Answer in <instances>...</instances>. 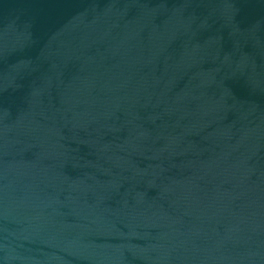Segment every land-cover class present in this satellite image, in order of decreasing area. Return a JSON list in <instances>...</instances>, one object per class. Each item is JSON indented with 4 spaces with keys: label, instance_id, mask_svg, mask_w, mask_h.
Segmentation results:
<instances>
[{
    "label": "water",
    "instance_id": "obj_1",
    "mask_svg": "<svg viewBox=\"0 0 264 264\" xmlns=\"http://www.w3.org/2000/svg\"><path fill=\"white\" fill-rule=\"evenodd\" d=\"M0 264H264V0H0Z\"/></svg>",
    "mask_w": 264,
    "mask_h": 264
}]
</instances>
